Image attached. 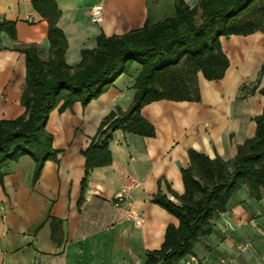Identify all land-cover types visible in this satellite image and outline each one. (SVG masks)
<instances>
[{"label":"crops","instance_id":"obj_1","mask_svg":"<svg viewBox=\"0 0 264 264\" xmlns=\"http://www.w3.org/2000/svg\"><path fill=\"white\" fill-rule=\"evenodd\" d=\"M58 26L68 39L66 61L77 66L85 48L95 49L101 33L122 36L173 17L176 0H56ZM194 7L200 0H185ZM104 5L102 22L91 17ZM15 21L17 39L0 32V120L25 115L21 97L26 85V55L20 46L35 44L49 56L48 23L32 0H0V22ZM230 66L224 78L198 75L200 101L163 99L142 109L156 129L154 137L117 130L110 142L113 162L95 168L80 204L85 157L98 128L111 111H127L141 66L134 64L106 93L86 107L50 114L59 161L46 162L34 182L35 161L23 156L4 167L0 184V264H145L149 251L163 244L169 225L179 220L153 202L159 192L171 200L185 192L182 170L189 151L232 160L240 145L254 137L256 116L264 109V33L222 37ZM245 87V88H244ZM127 196L117 200L116 194ZM51 217L63 220V238L52 239ZM138 221H141L139 224ZM214 230L194 248L198 264H264V198L250 196L247 185L214 219ZM245 247V249L241 247ZM191 256L183 259L186 264Z\"/></svg>","mask_w":264,"mask_h":264},{"label":"trees","instance_id":"obj_2","mask_svg":"<svg viewBox=\"0 0 264 264\" xmlns=\"http://www.w3.org/2000/svg\"><path fill=\"white\" fill-rule=\"evenodd\" d=\"M32 4L49 26V56L43 59L35 44L19 48L26 55V85L21 97L26 113L0 120V184L4 167L23 156L35 161L34 182L47 161H59L61 151L54 147V136L47 130L53 110L63 112L76 103L86 107L134 64L141 66L131 107L105 116L82 151L86 161L80 204L92 171L112 164L110 142L117 130L154 137V125L142 115L144 106L163 99L200 101L199 73L207 80H220L230 66L222 37L264 33V0H200L194 7L176 0L173 17L155 24L147 21L122 36L101 33L97 47L83 49L81 62L71 66L66 61L68 39L58 26L62 12L57 1L32 0ZM1 31L17 39L15 21H1ZM260 92L264 95V87ZM255 121L254 137L239 146L232 160L189 151L190 165L182 170L185 192L178 195L171 190L177 202L163 192L154 196L153 202L174 215L179 225L167 227L163 244L148 252L145 264H180L194 255L196 244L213 232L214 219L227 210L243 186H248L256 200L264 198V109ZM63 223L51 217L52 239L58 243L63 238Z\"/></svg>","mask_w":264,"mask_h":264},{"label":"built area","instance_id":"obj_3","mask_svg":"<svg viewBox=\"0 0 264 264\" xmlns=\"http://www.w3.org/2000/svg\"><path fill=\"white\" fill-rule=\"evenodd\" d=\"M103 16H104V5L102 3L93 5V7L91 8V17L93 21L102 22ZM126 196L127 193L125 191L119 192L118 194H116V199L123 200ZM138 223L140 224L141 221H138ZM241 248L245 249L244 246ZM230 263L231 260L226 257H221L215 262V264H230ZM186 264H198V262L195 257L191 256L189 260H186Z\"/></svg>","mask_w":264,"mask_h":264},{"label":"rangeland","instance_id":"obj_4","mask_svg":"<svg viewBox=\"0 0 264 264\" xmlns=\"http://www.w3.org/2000/svg\"><path fill=\"white\" fill-rule=\"evenodd\" d=\"M97 99V98H96ZM48 126V125H47Z\"/></svg>","mask_w":264,"mask_h":264}]
</instances>
